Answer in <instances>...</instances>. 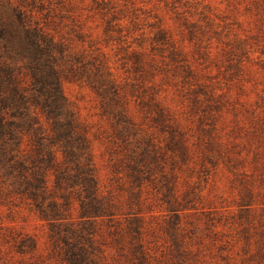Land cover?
Segmentation results:
<instances>
[{
  "label": "rangeland",
  "instance_id": "obj_1",
  "mask_svg": "<svg viewBox=\"0 0 264 264\" xmlns=\"http://www.w3.org/2000/svg\"><path fill=\"white\" fill-rule=\"evenodd\" d=\"M26 3L113 206L88 261L264 264V0ZM28 203L0 183L1 264H69Z\"/></svg>",
  "mask_w": 264,
  "mask_h": 264
},
{
  "label": "trees",
  "instance_id": "obj_2",
  "mask_svg": "<svg viewBox=\"0 0 264 264\" xmlns=\"http://www.w3.org/2000/svg\"><path fill=\"white\" fill-rule=\"evenodd\" d=\"M63 53L26 0H0V183L29 202L51 240L67 243L69 264H93L78 247L113 206L100 195L86 134L61 90Z\"/></svg>",
  "mask_w": 264,
  "mask_h": 264
}]
</instances>
